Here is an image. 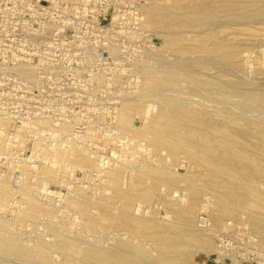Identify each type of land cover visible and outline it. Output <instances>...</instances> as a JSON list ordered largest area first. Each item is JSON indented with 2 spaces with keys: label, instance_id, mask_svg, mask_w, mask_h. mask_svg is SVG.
<instances>
[{
  "label": "rangeland",
  "instance_id": "374dc122",
  "mask_svg": "<svg viewBox=\"0 0 264 264\" xmlns=\"http://www.w3.org/2000/svg\"><path fill=\"white\" fill-rule=\"evenodd\" d=\"M232 1L235 3L230 2L228 11L224 13L216 9L222 7L220 4L216 8L211 7L212 0H111L113 8L110 11H99L96 15H91L93 19L86 17L82 20L95 22V28L88 31L82 30L81 38L95 40V47L99 54L107 49L106 44L111 39H147L153 43L155 48L147 50L145 53L147 56L144 55L143 59L135 57L137 66L132 76L113 79L99 77L97 80L99 88L103 90L98 92V98L104 100L125 101L127 98H138L154 85L151 90L154 94L151 92V95L149 92L150 95L142 97V101L149 104L145 105L149 106L147 110H152L150 115H153L151 116L154 121L146 120L144 109H136L133 117L128 118L126 126H122L118 117L121 112L120 107L115 110H102L100 113H103V119L112 118L117 135L114 140L98 139L96 141L98 155L94 156L86 149L89 156L91 155L90 160L93 162L91 166L89 159L87 162H82L78 159L60 157L59 161L62 165L57 174L45 175L41 171L28 172V178L18 187L11 186L9 183L5 184L0 191L3 193L7 190L8 197L0 195V220L9 224L10 227H8L11 229L9 230L17 234L22 243L36 242L51 245L59 239H76L78 245L84 246L83 248L90 245H102L101 247L106 249H114L117 241L127 238L148 248L152 254L154 253L153 255L157 256L152 245L153 237L158 235L167 237L165 228L171 227L173 233L187 231L192 234H205L210 238V249L207 252L195 251L191 255L189 264H264V241H261L263 236L257 233L248 215L249 210L256 207L264 211V156L256 153L254 149L261 140L257 131L264 126L241 115L240 108L237 107L239 101L249 102L261 111V117L264 118V16H255L251 20L243 21L240 4L237 3L241 0ZM224 14L227 16L224 17ZM115 23L123 25L122 28L111 29L110 26ZM219 51L221 54L218 53ZM147 57L152 59L147 62ZM150 74H153L152 86L147 82ZM108 81L113 83L111 87L116 88V91L107 90L110 88L107 87ZM165 81L171 85L172 97L176 98L178 103L186 105L184 110L200 118L203 116L208 118L210 115L214 119H207V123H185L186 128L185 124L167 126L166 120L156 118L163 107L166 112L174 111L172 107L175 103L168 102L166 107L162 104L164 97L159 92L166 88ZM123 87H129V91ZM194 88H198L201 92L196 95L191 94ZM206 92H209L210 96H216H213L216 99L206 100L202 95ZM225 101H232L235 109L234 123L220 116V113L227 112L221 108ZM211 108L217 111L211 113ZM131 125L137 130H132ZM163 126L170 130L173 128L172 130L175 129L174 132L178 133L180 127L187 129L192 136L197 135L200 138L197 140L191 136V138L186 137L194 140L195 143L204 139L220 144L232 138L238 147L245 151L248 166L238 172L241 177L239 178L235 174H211L192 161L185 151L173 154L161 143L154 144L155 147L149 144L151 152L148 154V149L144 148L148 135L153 132L151 130L158 131ZM190 126H195V129L189 128ZM202 127L211 130L209 134L211 138L205 137L206 130ZM132 136L135 137L133 141L130 138ZM130 140L136 141L135 145ZM135 146L137 149L133 154ZM210 146L213 144L210 143ZM105 150L108 151L107 164H101L100 158L104 156ZM196 150L201 151L198 147ZM49 154L51 153L45 151L43 157L50 158ZM120 157H124L123 159L126 160L124 168L128 169H126L128 173L125 174L127 179L125 177L124 190L127 189L125 192L134 194L135 197L128 206L126 200L115 198L114 187L102 179L103 172L101 173L105 168L121 166L122 158ZM145 164L148 168L155 167L158 172H163L165 181L161 182L159 176L154 179L146 176L145 169L148 168ZM246 174L250 177H246ZM252 176L255 180L247 182ZM226 179L236 182L238 195L242 200L226 199V202L233 206L232 214L216 216L214 209L218 207L217 197L223 195L221 193L225 191ZM132 181L137 183L136 188L133 187ZM44 183H48L53 190H64L66 199L62 203L55 197L50 201H43L39 195L46 190L47 185L40 190ZM161 183L164 186H161ZM21 188L27 189L22 191ZM28 191L37 196L41 204H46L42 206L47 207L54 215L49 217L42 213L37 216L27 212L17 216V209L24 207L26 211L29 208L25 204V194H23L24 197L22 196L23 192L28 193ZM141 191L151 192L150 198L141 200L137 197ZM176 197L179 201L175 200ZM5 198L7 202H3ZM14 200H16L15 204H13ZM181 201L183 205H186L184 207L188 205L195 207V216L190 223L183 221L178 213L180 207L177 205ZM72 202L81 205L82 208ZM91 214L95 217H107L106 227L87 231L83 225L94 223V216H90ZM114 216L150 222L155 225V228H148L140 233L129 228L118 229L111 226ZM201 218H205L210 226L201 227L199 223ZM55 220L57 224L61 223L56 225ZM162 231L163 234H161ZM155 232L157 234H154ZM222 239L228 242L225 259L218 255V246ZM1 254L0 264H22L15 254L6 258ZM48 256L53 264H93L84 261L81 255L66 256L54 249L48 251Z\"/></svg>",
  "mask_w": 264,
  "mask_h": 264
},
{
  "label": "built area",
  "instance_id": "2783aa9c",
  "mask_svg": "<svg viewBox=\"0 0 264 264\" xmlns=\"http://www.w3.org/2000/svg\"><path fill=\"white\" fill-rule=\"evenodd\" d=\"M111 8V0H0V190L7 183L18 187L28 172L44 165L45 151L70 139L94 156L98 139H115L112 118L103 119L100 111L115 110L124 101L99 99L103 90L97 79L132 76L135 57L143 59L155 47L147 39H111L99 54L95 40L81 38L82 30L95 28V22L82 20ZM112 84L108 81V91L117 90ZM45 185L43 201L66 199L64 190L48 183L40 190ZM199 223L210 226L205 218ZM227 247L222 239L220 258Z\"/></svg>",
  "mask_w": 264,
  "mask_h": 264
},
{
  "label": "bare ground",
  "instance_id": "6f19581e",
  "mask_svg": "<svg viewBox=\"0 0 264 264\" xmlns=\"http://www.w3.org/2000/svg\"><path fill=\"white\" fill-rule=\"evenodd\" d=\"M230 2L235 3L232 0H212L211 7L216 8L217 6L221 5L222 7H219L216 9H220L222 12L225 13L228 11V8L230 7L229 6ZM237 3L240 4L239 9H240V13L243 16L242 17L243 21L251 20L252 18H255V16H264V0H241V1H238ZM218 4H220V5H218ZM206 16H208V15H206ZM223 16L225 17L227 15L224 14ZM218 53L221 54L220 51ZM150 55H152V54H150ZM145 56H147V54H145ZM147 58H145V60H147ZM149 59H152V57L148 58L147 62L149 61ZM158 61H160V60H158ZM151 77H153V74H150V76H148V78H150V79L147 78L148 79L147 82L149 83L150 86H152V84L154 83V80H152ZM165 84H166L165 85L166 88L160 90V92H159L164 97V101H163V103L161 101V103L164 104L165 107L168 106V104H169L168 102L175 103V105L173 104V107H172L174 109V111L173 112H166L164 110V107H163L160 110L159 114L156 115L157 116L156 118L166 120L167 126H170L172 124H176V125L181 124V126H183L182 124H185V123H187V124L188 123H207V119L208 120L214 119L213 116H210V115L208 118L206 116H203L202 118H200L199 116H196L195 114H191L188 110H184L186 105H184L183 103H178L176 98L172 97V94H171L172 89L170 87L171 86L170 83L167 81ZM153 88H154V85H153V87H151L149 89V91H145L143 94H141V96L139 95L140 97H138V98L133 97V99L127 98L124 102H122L121 107H120L121 112L118 116L122 126H126L125 124L128 123V118L131 116L133 117V115H134L133 112L136 109H139V110L144 109V112H145L144 117L146 118V120H148L150 122L154 121L153 120L154 118L152 117L153 115L152 114H151L152 116L150 115V112L152 110L151 109L147 110V108H149V106H146L148 103L146 102L147 103L146 104L144 101H142V99H143L142 97H144L146 95H150L151 92L154 94V92L151 91ZM199 92H201V91L198 88H194V89H192L191 94L196 95ZM152 93H151V95H152ZM202 95L204 96V98H206V100L216 99V98H214L216 96H214V95H213L214 97L210 96L209 92L202 93ZM159 104H160V102H159ZM150 105H151V103H150ZM164 105H162V106H164ZM160 106H158V107H160ZM237 107L240 108L239 112L241 115L248 117L250 120H252V122H254L256 124L259 123V124L264 126V121H263L264 118L261 117V115H262L260 113L261 111L258 110V108L255 105H251L249 102L239 101L237 103ZM221 108L225 109L227 112L226 113H220V116H222L223 118L230 120V122L234 123L235 118H234L233 113H234L235 109L232 106V101L231 102L225 101ZM215 110H216L215 108L214 109L211 108L210 112L212 113ZM137 112H139V111L137 110ZM155 114H156V112H155ZM209 118H211V119H209ZM184 126L187 128L186 124ZM191 127L193 129H195V126H190L189 128H191ZM131 128L134 131L137 130L133 125H131ZM202 128H201V130H202ZM254 128H256V127H254ZM262 128L263 129L260 128V130L257 131V133L261 139L259 141L260 144L257 145L254 149H255L256 153H259V154L264 156V127H262ZM172 129L173 128H171V130H170V128L163 126V128L158 130V131H156L155 129L151 130L154 133L150 132L151 135H148V139H147V135L145 136L147 139V143L145 145L146 147L143 146L145 149L146 148L148 149L147 153L150 154V152H151V148L148 146L149 144L153 145L155 147L154 144L161 143V144H164L165 146H167L164 148H168L171 151V153H173V154H176L179 151H185L189 155V157L191 158L192 161H194L199 167L207 169L211 174H215V175L216 174L218 175L219 173L235 174L236 176L241 178L238 175V172L243 171L244 167L248 166V160L246 159L245 151L243 150V148L238 147V145L236 144V142H234V140L232 138L229 140H225V141L221 142L220 144H217V143L213 142L212 140H204V139H202L201 141H197L195 143V141L191 140L190 138L194 137L197 140L200 139L199 137H197V135L192 136L191 133H189L187 131V129H182L181 127H180V129L178 128L179 133L177 131L174 132L175 129L174 130H172ZM204 129L206 130L205 127L203 128V130ZM210 131L211 130L205 131L204 134H205L206 138H208V137L211 138V135L209 136ZM181 133H183V135H185V137ZM187 136L188 137L191 136V137L188 139V138H186ZM130 138L132 141L135 140L134 136H132ZM257 139H258V137H257ZM132 141H131V143H133V145H135L134 143L136 141L135 142H132ZM65 143L66 144L63 145L62 147L49 151L51 153V154H49L50 158L48 156H46L43 159L44 165H46V166L45 167L42 166L41 169L39 168V171H41L45 175L46 174L47 175H54V174L59 173L60 169H61L60 166L62 165V162L59 161L60 157L61 158L63 157L62 159H65V158L78 159V160H81L82 162H85V161L87 162L89 159L88 162H89L90 166L93 164V162L90 160L91 155L89 156V154L87 153L86 147L84 145H82L76 141H73L72 139L66 141ZM210 143L213 144L214 147L210 146ZM161 146L162 145H160V147ZM218 146L220 147L219 149L217 148ZM196 147H198L201 151L198 152V150H196ZM136 149H137V146H135V148L133 149V151H132L133 154H135ZM187 154H185V155H187ZM189 157H188V159H189ZM120 158H122V157H120ZM123 158L121 159V163H120L121 166L119 165L115 168H110V167L105 168L106 170L105 169L102 170L101 173L103 172L102 173L103 174L102 179L104 181H106L107 183L111 184L112 187H114L115 198L119 199V200H126L127 201L126 205L128 206V203H130L132 200H134L135 197L133 196L134 194L131 195V194L125 192L127 189L124 190V184L126 183V179H127L125 174H127L128 172H126L127 168L126 169L124 168V165H125L124 163L126 160ZM125 158H127V157H125ZM127 166H128V164H127ZM145 166L147 167L146 164H145ZM182 166H183V164H182ZM183 167H185V166H183ZM161 169H163V168H161ZM145 170H147L146 176H150L153 179L157 178L159 176L161 179L160 180L161 182L165 181L163 179L165 177L164 173L158 172L157 168L150 167V168L145 169ZM130 176H131V174H130ZM236 176H233V177L236 178ZM125 177H126V179H125ZM246 177H250V175L246 174ZM253 180H255L254 176H252L247 182H251ZM243 181H245V180L243 179ZM132 182H130V183H132ZM224 182L226 184L225 185L226 186L225 191H224V193H221V194H223L222 196L217 197L218 207L216 209H214V213H216L215 214L216 216H218V215L223 216V215L232 214L231 212H232L233 206H231L228 202H226V199H235L237 201L242 200V198L238 195L239 191H238V186H237L236 182L234 180H231V179L229 181L226 179ZM132 184H133V187L136 188L135 186H137V183L133 182ZM130 186H132V185H130ZM161 186H164V184L161 183ZM126 187H128V186H126ZM8 189H11V188H8ZM21 189L23 191V189H25V188H21ZM131 191H132V189H131ZM37 193H39V192H37ZM150 193L151 192H142L141 191V193L139 195H137V197L141 198V200H147L151 196ZM23 194H25V204H27L29 206V208H27L26 211L24 210V207L21 209H17L18 210V212L16 214L17 216H19L20 214H23V213L27 214V212H28V214L37 215V216H40L42 213H45L49 217L54 215V213L51 210H48L47 207L44 208L42 206V204H44V203L41 204V202H40L41 200L37 199L36 198L37 196H34V194H32L29 191H28V193L27 192L22 193V196L24 197ZM26 194H27V196H26ZM164 194H166L165 191H164ZM252 194H255V193H252ZM0 195H3V197L7 198L8 197V191L6 190L3 193L0 191ZM19 196H20V192H19ZM6 198L3 202L8 201ZM174 198H175V196H174ZM175 200H178V198ZM180 200H182V199H180ZM21 201H22V198H21ZM67 202H69V201H67ZM72 203L76 204L75 202H72ZM182 203H183V201H181V203H179L178 205L176 204L178 207H180V211L178 213L181 216L183 221L190 223L194 219V216H195V207L193 205H188V204H187L188 205L187 207H184L186 205H183ZM232 203H233V201H232ZM235 204H237V203H235ZM44 205H46V204H44ZM172 205H173V203H172ZM239 205H241V204L239 203ZM76 206H80L82 208V206L79 204H76ZM25 207H27V206H25ZM51 207H52V205H51ZM14 215H15V212H14ZM92 215L93 214H91L90 216H92ZM248 215H249V218H250L252 224L254 225L257 233H260L263 236V240H261V241H264V211L261 208L256 207V208H253L252 210H249ZM49 217H48V219H49ZM1 220H0V242H1V253H2L1 255L6 258V257H10L12 254H15V255H17V258L22 261V264H24V263L25 264H53L51 262L49 256H48V251L50 249L58 250L61 253H63L64 255H66V256L69 255L71 257L74 255H81L82 259L84 261L90 262L93 264H189V261L191 259V255H193L195 251L207 252L210 249V243H211L210 238L205 234H200V233L199 234H194V233L192 234V233L187 232V231H182V232H178V233L174 232L173 233L171 227L170 228L167 227V228H165L166 229L165 233H166L167 237H165V235H161V236L158 235V237H153L152 245H153V249L156 250V252L158 254L157 256L153 255L154 253L152 254L148 248H145L143 246L136 244L131 239L127 240V238L124 240H121V239H123V238H121L119 241H117L114 249H106L104 247H101L102 245L101 246L100 245L99 246L90 245L89 247L83 248L84 246L81 247V245H78V242L76 239H74V240L73 239L72 240L59 239V240L55 241V243L53 242V244H51V245H48L47 243L46 244H40V243H36V242L35 243L28 242L27 244H24L21 242V240H20L21 238H18L16 236L17 234L15 235L14 233H12L10 231L11 229L9 228L10 227L9 224H7V222H3L4 220L3 221H1ZM59 220L62 221V219H59ZM7 221H8V218H7ZM93 221H94V223L92 225H88L86 223L83 225L87 231H92L94 229L100 230L99 228L106 227V225H107V217H95L94 216ZM55 222H56V220H55ZM59 223H61V222H58V224ZM58 224L56 222V225H58ZM111 226H115L118 229L129 228V229H132L133 231L139 232V233L142 232V230H146L148 228H151V229L155 228V225L153 223L136 221V220H133L129 217H124V216H120V217L114 216L112 219V222H111ZM229 228H231V227H229ZM231 232H233V231H231ZM154 234H157V233L155 232ZM161 234H163V231L161 232ZM134 237H135V235H134ZM117 238H119V237H117ZM135 239H137V237H135ZM92 241H93V239H92ZM149 243L151 244V242H149ZM181 249H185V250H181ZM21 261H19V262H21Z\"/></svg>",
  "mask_w": 264,
  "mask_h": 264
}]
</instances>
